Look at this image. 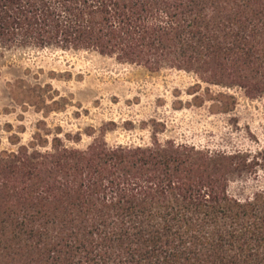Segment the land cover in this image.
<instances>
[{
	"label": "trees",
	"instance_id": "1",
	"mask_svg": "<svg viewBox=\"0 0 264 264\" xmlns=\"http://www.w3.org/2000/svg\"><path fill=\"white\" fill-rule=\"evenodd\" d=\"M45 48L191 73L223 88L216 111L264 96V0H0V53ZM10 95L44 112L40 85ZM50 133L0 150V264H264V186L228 192L264 163L155 131Z\"/></svg>",
	"mask_w": 264,
	"mask_h": 264
},
{
	"label": "rangeland",
	"instance_id": "2",
	"mask_svg": "<svg viewBox=\"0 0 264 264\" xmlns=\"http://www.w3.org/2000/svg\"><path fill=\"white\" fill-rule=\"evenodd\" d=\"M197 83L185 71H149L94 51L6 50L0 53V150L15 148L10 136L18 135L23 144L38 129L51 132L44 134L48 138L78 132L80 141L68 142L78 147L102 129L108 144L150 143L155 131L161 141L240 150L246 163H264V96L249 99L230 90L236 96L234 107L216 111L220 98H213L223 88ZM39 85L44 112L10 97L14 88ZM263 186L260 169L231 176L228 192L244 198Z\"/></svg>",
	"mask_w": 264,
	"mask_h": 264
}]
</instances>
